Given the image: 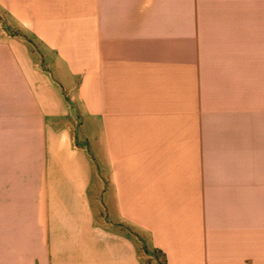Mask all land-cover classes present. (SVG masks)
Listing matches in <instances>:
<instances>
[{
	"label": "crops",
	"instance_id": "crops-1",
	"mask_svg": "<svg viewBox=\"0 0 264 264\" xmlns=\"http://www.w3.org/2000/svg\"><path fill=\"white\" fill-rule=\"evenodd\" d=\"M155 252L264 264V0H0V264Z\"/></svg>",
	"mask_w": 264,
	"mask_h": 264
},
{
	"label": "rangeland",
	"instance_id": "rangeland-1",
	"mask_svg": "<svg viewBox=\"0 0 264 264\" xmlns=\"http://www.w3.org/2000/svg\"><path fill=\"white\" fill-rule=\"evenodd\" d=\"M147 250L146 248H144V251ZM154 261L156 262V264H163V258L162 255L160 253H154Z\"/></svg>",
	"mask_w": 264,
	"mask_h": 264
}]
</instances>
